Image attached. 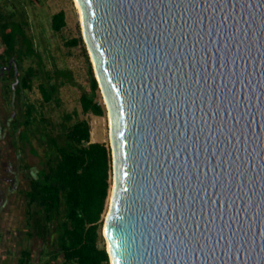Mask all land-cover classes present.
<instances>
[{"label":"water","instance_id":"obj_1","mask_svg":"<svg viewBox=\"0 0 264 264\" xmlns=\"http://www.w3.org/2000/svg\"><path fill=\"white\" fill-rule=\"evenodd\" d=\"M110 113L111 264H264V0H77Z\"/></svg>","mask_w":264,"mask_h":264},{"label":"trees","instance_id":"obj_2","mask_svg":"<svg viewBox=\"0 0 264 264\" xmlns=\"http://www.w3.org/2000/svg\"><path fill=\"white\" fill-rule=\"evenodd\" d=\"M6 6L0 4V68L4 67L3 78L13 86H8L9 91L17 95V108L5 116L6 122H0V139L6 143V135L10 142L18 137L24 152L29 149L39 156L32 143L35 140L42 150L33 166L16 156L17 167L32 169L27 188L21 191L26 236L42 241L41 252L49 258L38 259L40 264H110L103 227L111 190V148L91 140V123L77 109L59 110L61 86L75 84L72 73L47 67L27 35V20ZM66 25L63 9L52 15L53 31ZM67 44L77 47L81 40L75 37ZM87 76L88 88L81 86L78 98L80 111L85 116H103L105 106L99 101L98 82L89 62ZM34 88L40 94L38 104L23 96ZM31 263V249H22L18 264Z\"/></svg>","mask_w":264,"mask_h":264},{"label":"rangeland","instance_id":"obj_3","mask_svg":"<svg viewBox=\"0 0 264 264\" xmlns=\"http://www.w3.org/2000/svg\"><path fill=\"white\" fill-rule=\"evenodd\" d=\"M0 4L3 6L6 4L7 10H15L21 18L27 20V35L32 38L35 44V49L46 62L48 68L58 67L66 69L72 73L75 84L66 83L61 86V106L59 107V110L71 112L74 109H77L80 117L88 118L91 123V140L105 142L110 146L109 116L100 89L99 101L105 106V114L103 116H85L80 111L78 98L80 96L81 86L88 88L89 79L87 76V65L89 62L93 69V63L87 46L83 41L82 29L80 26L81 23L79 21L74 0H0ZM61 9L65 11L67 25L61 31L55 32L51 29V17L55 12ZM75 37L81 40V44L77 47L69 46L67 43ZM84 50L87 53L88 58H86ZM1 80L4 81V84ZM0 81V108L3 107L2 110L0 109V115L4 118L5 116L12 115V112L16 111L17 95L8 89V86L13 89V86L10 83L11 81H8L3 77H0ZM23 96H29L30 101H37V104L39 103L40 94L36 88L30 93L25 91ZM53 118L54 120H57L56 116ZM1 135L2 133L0 131V136ZM7 141L8 142L6 143L4 141L0 142V156L2 157H0V160L2 163H5V170H1V175H3V178L6 176L9 178L10 175L9 179H11L14 176L11 172L16 171L15 183L18 184L19 180V185L18 187L12 185L11 188V184L8 183L6 179L0 181L1 185H5L7 188L10 186L9 188L11 189L9 190L8 188L6 198L3 200L2 204L0 203V256L8 252L10 254L7 256L5 255L7 260L4 264H18L20 251L24 248H30L32 252L31 264H40L38 259L42 262L49 258L47 255H44V252H41L44 247L42 241L39 239H29L26 236V206L21 191L27 188L28 181L26 177H24V174H28V171L17 167L15 162L18 160V157H22L21 159L31 166L36 165L40 160L39 157L42 150L35 140L32 141V143L39 156H34L29 153V149H26L24 152L23 142L22 140H19L18 137L13 138V141H11L13 148L10 145V139H7ZM15 156H17V158ZM6 168L8 170H6ZM5 174L6 176H4ZM110 180L112 188L113 165ZM110 196L108 198L104 220L109 212L108 207L110 204ZM105 243L107 245L106 239Z\"/></svg>","mask_w":264,"mask_h":264},{"label":"flooded vegetation","instance_id":"obj_4","mask_svg":"<svg viewBox=\"0 0 264 264\" xmlns=\"http://www.w3.org/2000/svg\"><path fill=\"white\" fill-rule=\"evenodd\" d=\"M3 74H4V67H2V68H0V77H3ZM2 81V83L4 84V81L3 80H1ZM0 81V82H1ZM1 84V83H0ZM4 86V85H3ZM2 86V87H3ZM0 87H1V85H0ZM1 108H3V107H1ZM0 108V109H1ZM6 142H8L7 141V139H9L8 138V136L6 135ZM10 145H11V143H10ZM1 157V156H0ZM16 157V156H15ZM2 158V157H1ZM5 163L3 162H1V160H0V181L1 180H3V179H6L7 181H8V183H10L11 184V188H12V185H15L16 187H18V185H19V180H18V184L17 183H15L16 182V174H14L13 172H11L12 174H14V176L11 178V179H9L10 178V175H9V178L6 176V174L4 175V176H6V177H2L3 175H1V170H5ZM12 167V166H11ZM6 170H8L7 168H6ZM32 170V169H31ZM24 172V171H23ZM31 176V171H29L28 172V174H24V177H26V179H27V181H28V178ZM10 181V182H9ZM15 183V184H14ZM10 187V186H9ZM8 187V188H9ZM8 188H7V186H3V185H1V182H0V203L2 204V202H3V200L6 198V196H7V190H8ZM17 189V188H16ZM9 190H11L10 188H9ZM43 251V250H42Z\"/></svg>","mask_w":264,"mask_h":264},{"label":"bare ground","instance_id":"obj_5","mask_svg":"<svg viewBox=\"0 0 264 264\" xmlns=\"http://www.w3.org/2000/svg\"><path fill=\"white\" fill-rule=\"evenodd\" d=\"M74 3H75V7H76V10H77V13H78V17H79V21H80V23H81V25L80 26H82L83 27V15H82V10H81V8H80V6H79V3H78V1L77 0H74ZM79 23V24H80ZM82 27H81V29H82ZM82 34H83V32H82ZM83 37H84V35H83ZM89 55H90V57H91V60L92 61H94L93 60V57H92V54H91V51L89 52ZM96 75V74H95ZM96 78H97V76H96ZM108 116H109V122H110V113L108 112ZM111 145V144H110ZM113 186H114V180H113V184H112V188H111V193H112V190H113ZM109 208V207H108ZM107 216V215H106ZM105 222V221H104ZM106 247H107V245H106Z\"/></svg>","mask_w":264,"mask_h":264},{"label":"crops","instance_id":"obj_6","mask_svg":"<svg viewBox=\"0 0 264 264\" xmlns=\"http://www.w3.org/2000/svg\"><path fill=\"white\" fill-rule=\"evenodd\" d=\"M1 110H2V108H1ZM0 114H1V111H0ZM5 119V117L3 118V117H1V115H0V122H6V120H4ZM0 142H1V139H0ZM11 143V142H10ZM14 174H17V172L16 171H14L13 172ZM15 184V183H14ZM7 252V251H6ZM8 254H10V253H5L4 255H1L0 256V259H1V264H4V262L7 260V258H6V256L8 255ZM6 255V256H5ZM8 259H9V257H8Z\"/></svg>","mask_w":264,"mask_h":264}]
</instances>
